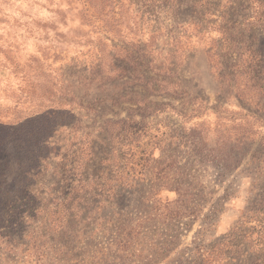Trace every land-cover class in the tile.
Here are the masks:
<instances>
[{
    "label": "rangeland",
    "instance_id": "rangeland-1",
    "mask_svg": "<svg viewBox=\"0 0 264 264\" xmlns=\"http://www.w3.org/2000/svg\"><path fill=\"white\" fill-rule=\"evenodd\" d=\"M263 189L264 0H0V264H264Z\"/></svg>",
    "mask_w": 264,
    "mask_h": 264
},
{
    "label": "trees",
    "instance_id": "trees-1",
    "mask_svg": "<svg viewBox=\"0 0 264 264\" xmlns=\"http://www.w3.org/2000/svg\"><path fill=\"white\" fill-rule=\"evenodd\" d=\"M99 60L101 61L102 58L100 57ZM101 63H103V61H101ZM101 63H99V66L97 67L98 71L103 74V72L100 70L102 68ZM126 68L124 66H122V64H120V62L118 60H114L112 62H110V65L108 67V70L105 72L106 74H113V75H119L121 74L123 71H125ZM49 111H44L41 114H39V116L43 117V118H49V117H57V115L62 114L61 110L57 109L56 111L53 110L52 108L48 109ZM64 114V113H63ZM62 114V115H63ZM134 130L131 131L130 133H125L123 134V132L121 131L117 138L120 139V147H123V150H125L126 152V160L127 162L129 161L130 166H128L127 163L126 167H129V171L131 169V171H134L133 169H135L137 166H140V172L139 175H141V178H144V176H148V169L146 167V165H148L149 163H151V155L149 154V152H146L145 149L142 150H138L139 148V144H138V140H139V136L144 132V128L142 126H140L139 122H136V125L133 128ZM117 135V134H116ZM246 136L245 134H241L239 136H236L232 141V143L234 144L233 147L235 148H239L240 144H242L243 141H245ZM190 143V142H189ZM193 142H191L192 144ZM198 143V142H197ZM190 144V145H191ZM196 147V143L194 145ZM231 146V145H230ZM231 146V148H233ZM194 148V147H193ZM113 150V149H112ZM109 152L110 150H108V152H106L105 154H103L101 157H99V163H100V171L107 170L108 171V179H112L113 175L112 172L114 171V167H115V163H114V158L119 159V161H122L120 159V155H115L116 157H114L113 152ZM120 152V151H119ZM230 159H232L233 157H235V155L233 154V156H229ZM217 159V163L219 165V168H226V164L224 163L225 160H219L220 158H216ZM235 160L236 157L234 158ZM226 162V161H225ZM235 162V161H234ZM153 163V161H152ZM115 164V165H114ZM147 169V170H146ZM165 171V167H160L159 171L155 172V178L154 179H159L162 180L164 177L167 178L164 173ZM100 177V176H99ZM139 177V179H140ZM74 181V180H73ZM184 185L182 186L181 181L178 182V185L175 188H171L169 187L171 191H175L178 195V198H176L175 200L172 201H166L165 204H163L161 206V202L160 199L158 198H154L152 201V211L153 213H155L157 216L161 217H168L170 219H176V218H182L184 215L187 216L189 213H195L193 219H195L197 216L198 211H200L199 209H201L200 204H194L192 200H190V193H188L187 191V187L183 188ZM189 189V188H188ZM107 190H112L110 187ZM263 192V200L259 202V205L262 208H258L256 211L263 214L264 215V189L262 190ZM262 195V194H261ZM151 203V201H150ZM192 207V208H191ZM198 207V211L196 210V208ZM189 208H191L192 210H190ZM58 209V208H57ZM216 245V244H214ZM213 245V246H214ZM221 245V243H219V246ZM197 247H201V245L197 246ZM184 264H201L200 261L197 260V258H193L191 260L186 259Z\"/></svg>",
    "mask_w": 264,
    "mask_h": 264
}]
</instances>
